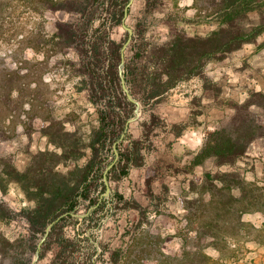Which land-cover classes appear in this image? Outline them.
<instances>
[{
	"label": "rangeland",
	"instance_id": "1",
	"mask_svg": "<svg viewBox=\"0 0 264 264\" xmlns=\"http://www.w3.org/2000/svg\"><path fill=\"white\" fill-rule=\"evenodd\" d=\"M222 1L133 0L126 25L132 36L142 30L154 43L178 33L206 36L218 27ZM29 4L0 0V173L9 162L23 171L38 151L53 149L42 132L51 120L85 131L96 118L78 75L84 70L81 55L49 41L58 21L74 23L78 15L40 13ZM258 20L251 11L243 25L251 28ZM125 31L116 26L111 38L120 42ZM257 92L264 94V35L209 61L201 76L178 83L157 102L145 105L136 98L140 115L127 132L144 138L143 123L152 121L146 158L120 181L108 180L110 193L103 196L118 192L134 207L105 211L93 230L98 252H105L99 264H111L113 250L120 252L116 264H264V136L234 166L207 159L189 168L207 134L230 127L236 114H245L246 101L255 102L247 111L264 123ZM30 204L17 184L0 189V209L12 212L0 217V264H47L49 256L36 260L42 239L34 250L23 238L20 211ZM88 212L82 208L77 216Z\"/></svg>",
	"mask_w": 264,
	"mask_h": 264
},
{
	"label": "trees",
	"instance_id": "2",
	"mask_svg": "<svg viewBox=\"0 0 264 264\" xmlns=\"http://www.w3.org/2000/svg\"><path fill=\"white\" fill-rule=\"evenodd\" d=\"M129 1L25 0L40 13L78 15L74 23L58 21L49 41L61 50L74 49L81 55L84 70L78 75L83 76L96 114L95 122L85 131L76 126L67 128L66 120H51L42 132L53 149L38 151L23 171L9 162L0 173L2 191L15 183L31 203L20 211L27 235L23 238L35 250L36 240L46 236L38 260L49 256L47 264H99L105 252H98L94 231L101 226L105 211L134 207L118 192L111 191L110 198L103 196L106 192L104 171L115 159L114 145L118 158L107 179L120 181L132 168L144 164L148 134L153 125L152 121L143 123L144 138L124 133L135 110L119 76L121 50L129 34L125 31L123 39L117 42L111 38V30L122 26ZM262 4V0H223L217 12L218 27L206 36L178 33L169 41L154 43L146 39L142 30L135 31L128 49L130 54L125 55L123 72L131 95L145 105L157 102L178 83L201 76L209 61L221 60L244 44L256 41L264 35ZM251 11L258 13L259 20L246 28L243 18ZM253 95L262 98L259 105L264 108V94ZM251 104L255 102L246 101L242 105L245 114H236L230 127L207 134L189 168L207 159H212L217 166H234L247 154L252 142L264 136V123L257 122L247 111ZM182 132L181 128L175 136L180 137ZM210 177L208 174L207 178ZM82 208L89 212L79 219L77 214ZM0 215L11 217L12 212L1 208ZM119 256V250H113L111 264L118 263Z\"/></svg>",
	"mask_w": 264,
	"mask_h": 264
},
{
	"label": "water",
	"instance_id": "3",
	"mask_svg": "<svg viewBox=\"0 0 264 264\" xmlns=\"http://www.w3.org/2000/svg\"><path fill=\"white\" fill-rule=\"evenodd\" d=\"M132 2H133V0H130L129 3L125 7L124 18H123V22H122V27L125 30L128 31L129 36H128V40L126 41V43L124 44V46H123V48L121 50V62H120V65H119V76H120V80H121L122 89H123L125 95L127 96L128 100H130L132 103H134L135 110H134V117H132V118H130L128 120V122L126 124V127H125L124 133L127 132L130 123L137 121V119L139 118L140 109H141L140 102L131 95V93L129 91V88H128L127 84H126V81H125V78H124V74H123V72H124V63H125V49H126L127 45L129 44V42L131 40V37H132V34H133V30L126 25V18L128 16L129 7L132 4ZM124 133H123V135H124ZM123 135H122V137H123ZM114 152H115V159L113 160L112 163L109 164V166L104 171V183H105V186H106L105 196L109 195L110 189H111L109 181L107 179V173L113 167V165L115 164V162L117 161V158H118V151L116 149V145H114ZM50 226H51V224L47 227V229H46L47 232L49 231ZM45 237L46 236H44L42 238V240L40 241V243L38 245V248H37V251H36V260L39 257V249L41 247L42 242L45 240ZM33 264H35V262H33Z\"/></svg>",
	"mask_w": 264,
	"mask_h": 264
},
{
	"label": "crops",
	"instance_id": "4",
	"mask_svg": "<svg viewBox=\"0 0 264 264\" xmlns=\"http://www.w3.org/2000/svg\"><path fill=\"white\" fill-rule=\"evenodd\" d=\"M194 2V0H189V5H190V3H193Z\"/></svg>",
	"mask_w": 264,
	"mask_h": 264
}]
</instances>
